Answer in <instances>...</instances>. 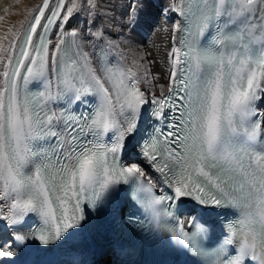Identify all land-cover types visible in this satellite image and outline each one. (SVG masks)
<instances>
[{"label": "snow or ice", "instance_id": "1", "mask_svg": "<svg viewBox=\"0 0 264 264\" xmlns=\"http://www.w3.org/2000/svg\"><path fill=\"white\" fill-rule=\"evenodd\" d=\"M145 6L129 0L117 24L108 0H42L0 37V264L66 243L121 185L152 218L130 211V229L167 231L203 264H264V0H166L165 83L137 48ZM85 13L94 30L71 26ZM229 211L209 253V220Z\"/></svg>", "mask_w": 264, "mask_h": 264}, {"label": "bare ground", "instance_id": "2", "mask_svg": "<svg viewBox=\"0 0 264 264\" xmlns=\"http://www.w3.org/2000/svg\"><path fill=\"white\" fill-rule=\"evenodd\" d=\"M39 1L40 0H17L16 2L18 3V6H14L11 4L12 0H0V12L3 10L2 8H4L5 4H11L13 7V9L11 8L12 10L9 11L10 15L17 12V16L9 19V21L4 19L5 22L0 28V37L5 36L8 33L9 28H11L13 32H20L23 27V23H25L27 15ZM160 1L161 0H146V6L143 9L144 23L137 28L136 41L138 51L141 55L151 53V57H149V59L152 60V63L149 65V67L152 70L153 76H158L160 78L159 82L165 83L166 80L164 77L167 72L165 58L167 56L168 47L171 43L170 29L173 21H171V18L170 20L165 19V17H170L169 15H164L163 17V13L162 15H157V13H155V7L157 4H160ZM8 2L10 3L8 4ZM108 3L116 5L114 8V19L116 23L119 24V10L123 9V6L125 5L124 0H108ZM156 12H158V10ZM111 18H113L111 14H109V18H105L104 15L101 14V16L96 18L97 23L95 24V27H105L111 33V35L116 36L118 29L110 26ZM70 23L72 27H79L82 30H94L93 17L87 13L74 14V17ZM4 43L6 45L7 42L5 41ZM124 51H128V49L125 48ZM112 55L118 58L120 62L124 63L118 53H113ZM128 158L133 161L139 159L137 151L130 150L128 153Z\"/></svg>", "mask_w": 264, "mask_h": 264}, {"label": "rangeland", "instance_id": "3", "mask_svg": "<svg viewBox=\"0 0 264 264\" xmlns=\"http://www.w3.org/2000/svg\"><path fill=\"white\" fill-rule=\"evenodd\" d=\"M17 0H12V3L11 4H13L14 6H16L18 3L16 2ZM11 2V1H10ZM10 2H8V4L10 3ZM124 3H125V5L123 6V9H121V10H119V17H120V19L118 20V21H120L121 20V15L126 11V9H127V4L129 3V0H124ZM160 5H161V7L159 8L158 7V9H157V7H155V13H157V15H159L160 13H162V12H165L164 11V8H165V6H166V0H161L160 1ZM163 3V4H162ZM11 4H9V5H7V4H5V6H4V8H2L3 10H1V12H0V28H1V26L4 24V22H5V20L6 21H9V19H12L14 16H17V12L15 13V14H12V15H10L9 14V11H11L12 9H13V7L11 6ZM18 6V5H17ZM12 8V9H11ZM158 10V12H156ZM166 13V12H165ZM167 14H169V13H167ZM162 15V14H161ZM11 16V17H10ZM170 16V15H169ZM5 19V20H4ZM173 19H175L174 17H173ZM126 32H127V30H125V34H126ZM136 32H137V29H136ZM127 34H128V32H127ZM126 34V35H127Z\"/></svg>", "mask_w": 264, "mask_h": 264}]
</instances>
